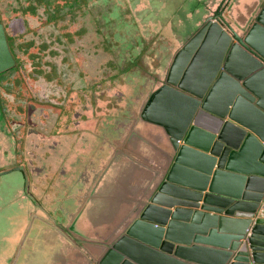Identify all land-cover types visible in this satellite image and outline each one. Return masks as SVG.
Segmentation results:
<instances>
[{"label": "water", "instance_id": "1", "mask_svg": "<svg viewBox=\"0 0 264 264\" xmlns=\"http://www.w3.org/2000/svg\"><path fill=\"white\" fill-rule=\"evenodd\" d=\"M259 2L248 17L224 16L219 4L171 51L161 83L138 112L164 133L165 165L134 202L120 234L92 258L84 254L87 264H264V218L258 216L264 207V0ZM14 65L0 23V73ZM17 172L25 177L20 167L1 170L0 177L16 183Z\"/></svg>", "mask_w": 264, "mask_h": 264}, {"label": "rangeland", "instance_id": "2", "mask_svg": "<svg viewBox=\"0 0 264 264\" xmlns=\"http://www.w3.org/2000/svg\"><path fill=\"white\" fill-rule=\"evenodd\" d=\"M168 1L171 4L179 2L178 0ZM29 2L35 4L36 0H0V20L6 24V29L10 35L13 37L16 35L13 41V47L15 46L14 51L27 72L37 75L34 79L31 78L32 76L28 77L31 78L29 84L34 86V92H38L42 96L33 99L28 98L27 101L29 103L36 105L30 109L26 108L28 112L22 117V115L16 113L14 108V101L16 99L12 98L13 95L9 94V92L15 90V87L18 85H21L23 78L19 77L18 74L15 75V69L7 71L3 75L5 79L4 85H1L0 88L4 89L7 94L9 115L16 119L22 118V123L25 122L28 125L35 126V131L45 129L48 126L46 123L54 120L53 114L48 115V117H42V113H39V110L35 108L37 105L43 106L46 108L45 112H47V108H50L51 101L48 102L47 99H44L45 95L43 94H55V91L58 90V86L52 79V75L58 76V82L70 84L67 89L60 88L61 91L69 90V93L72 95L78 94L74 101L75 104H77L79 99L81 102L90 94L93 95L91 98L96 100V104L107 105V110L103 107L106 110V116H114L111 111L116 112L118 115L119 110L123 112L119 115V121H124L125 118L133 120V115H136L134 117L138 118L139 108L147 95L156 85L160 84L170 58L169 55L173 48L179 45L181 34H186L188 30L190 31L193 23L200 17V13L195 14L193 10L192 15L194 14V16L192 19L184 17L181 14L178 15L181 20L177 19L172 22L170 20L172 14H170L163 23L151 22L148 19L142 21L143 16L140 17L137 13L144 9L148 10L150 3L145 0H136L131 5L129 1L125 0V9L128 7L126 9L129 15L128 21L130 25L136 26L135 29L137 30L133 36L134 38L138 36L136 39L140 41V44H137L135 48V53L138 55L135 57L136 61L138 62L140 58L147 59L146 62L149 64L144 66V69H141L138 68L140 65L134 61L133 70L135 72L128 74L122 70L119 62L120 56L123 55L122 49L117 54L116 48L117 46L118 48L124 46L119 45L112 38L111 33L115 32L114 28H110L102 22L103 19L100 16L102 13L98 14L96 11L94 13L88 12L91 8H94L96 3L94 0H87L85 5H82L80 12L84 11L85 14L83 16L77 10L71 12L67 6L60 8L59 4L63 3L64 0H57L49 6L46 5V9L44 5H36V11H34L32 4ZM20 5L26 7L23 11L24 13L19 11L21 10ZM190 9L191 7L186 5L182 11L186 12ZM49 14L54 15L51 20L49 19ZM125 14L126 12L120 18L122 21L126 20L124 19ZM176 25L177 27H174ZM173 29L176 30V33ZM151 40H154L153 45L156 44L154 46L151 45L146 50L143 44L146 45ZM159 42H162L165 48L154 49L153 47L157 46ZM150 51H157L158 53L167 52V59L164 63L162 61L163 64H161L163 67L159 69L156 65L157 63L159 64V61L161 62L160 53L156 56V53L153 55ZM137 70L139 71L136 72ZM128 76L131 78V85L123 89L121 85L126 82ZM116 77H119L121 80ZM119 83L121 84L119 85ZM141 83L144 84L138 90L137 86ZM55 85L56 87H54ZM25 86L27 85L25 84ZM126 90H128L126 93L122 92ZM128 92L129 96L124 97ZM51 97L52 99H57V104L62 103V97L59 98L56 95ZM116 100L120 101L117 103ZM122 101L125 103L121 104ZM57 107L60 108L59 105ZM2 122L4 124V121L1 120L0 126H2ZM11 140L9 135H7L6 143L1 144L2 136L0 135V167H9L16 163L14 155L11 154L14 149ZM29 147H23V151L28 152ZM15 175L19 178L17 186L12 187L10 190H8L9 188L0 186V217H4L7 221V226L5 225L4 230L0 233V255H11L18 240L17 227L19 223L27 219L24 235L17 246L18 250L24 239L21 244V255L18 258L17 264H70L67 261L68 258L72 260L82 258V254L78 249V251L74 250L68 244L57 240H54V242L49 241L47 238L52 237V235L45 231L42 232L41 228L36 225L39 222H33L34 215L32 214L39 209L36 207L35 201L23 189V184H26L27 178L23 176L22 172L21 174L17 172ZM103 206H109V204L105 202L102 206L98 205V216L103 217L107 215L108 209ZM54 217L56 220L62 221L66 219V214L58 211L54 212ZM32 245L35 246L36 252L31 248Z\"/></svg>", "mask_w": 264, "mask_h": 264}, {"label": "crops", "instance_id": "3", "mask_svg": "<svg viewBox=\"0 0 264 264\" xmlns=\"http://www.w3.org/2000/svg\"><path fill=\"white\" fill-rule=\"evenodd\" d=\"M259 1L199 0L197 4H200L193 8L194 13L204 7L201 6L202 3L206 7L204 12L201 10L202 15L200 14L194 23L200 24L203 19L215 12L219 4V10L224 16L228 15L226 14L228 11L235 16L243 13L244 17H248L254 8L260 6ZM182 10L184 8L172 13V16L181 14L187 18L194 16L192 11ZM158 86L159 84L152 90ZM134 116L136 115H133V120L126 121L125 131L119 135L118 124L122 121L112 122L110 119L104 124L103 121H88L84 126L83 124L79 126L81 131L78 135L75 134L78 127L69 122L63 123L61 130L65 132L62 133V137L68 152L65 153V160H62L61 174H59L61 164L49 167L52 168L50 173L54 178L57 180L61 178L57 181L59 187L45 190L46 188L38 189L33 186L31 189L37 198L44 200L46 205L48 203L49 209L59 210L68 216L65 224L73 229L75 245L48 226L38 227L42 232L52 235L47 238L49 241L64 242L72 249L80 251L82 258L78 260L68 258L70 264H87L84 254L93 256L100 246L103 247L120 234L132 219L134 202L141 197L148 182L165 165L163 161L165 136L161 128ZM105 202L109 204L103 206L108 209V213L103 217L98 216V205L102 206ZM26 226L27 219L19 223L15 248L11 255H6L8 260L4 256L0 259V264H8L12 259ZM31 248L36 252L34 245Z\"/></svg>", "mask_w": 264, "mask_h": 264}, {"label": "flooded vegetation", "instance_id": "4", "mask_svg": "<svg viewBox=\"0 0 264 264\" xmlns=\"http://www.w3.org/2000/svg\"><path fill=\"white\" fill-rule=\"evenodd\" d=\"M34 1V0H33ZM57 0H36L35 4H32V7L34 9V11H36V5H44L45 9H46V5L49 6L52 3L56 2ZM61 1V0H58ZM87 0H64L63 3L59 4L60 8L61 7H65L67 6L71 12L77 10L79 11V13L81 14V16H83L85 13L80 12L82 10V5H85ZM124 1L125 0H94L95 5L94 8H91L88 12L89 13H94V11H96L98 14L102 13L100 16L102 17L104 24L106 26H109L110 28H114L115 32H112V38L119 44V45H123L124 47L121 48H116L117 50V54L121 51L122 49V56H120V65L122 67V70L127 72L128 74H133L135 72V70H133V63L134 61H136V58L138 55L137 53H135V48L137 47V44H140V41L138 39H136L138 36H133V34L137 31L132 24L130 25L129 20V15L127 13V8L125 9L124 6ZM130 2L131 5L134 4V2L136 0H127ZM147 2L150 3V7L148 10H141L140 12H138V16H143L142 17V21H145L146 19L150 20L151 22H158V23H163L164 21L167 20L168 15L184 8L186 5L190 6L191 9L190 11L193 12V8L197 4L199 0H178L179 2L177 4L174 3H170V1L168 0H145ZM173 1V0H171ZM182 1V2H181ZM39 2V4H38ZM187 2H189V4H187ZM28 3V4H29ZM193 3V4H191ZM205 3V2H204ZM27 4V5H28ZM29 4V5H30ZM28 5V6H29ZM130 5V6H131ZM193 5V6H192ZM58 6V7H59ZM201 6H204L203 8H201L202 12L205 11V7L206 5H203V3L201 4ZM21 10H19L21 13H24L23 11L26 9L25 6L20 5ZM68 9V10H69ZM17 10V12H19ZM156 11H158L156 13ZM125 14L124 19H126L124 22L122 21V16ZM201 12V13H202ZM200 13V14H201ZM96 14V13H95ZM54 17L53 14H49V19L51 20ZM193 18V16H192ZM189 18V19H192ZM177 19L181 18L177 15V16H171L170 20L173 22ZM114 21V22H112ZM204 21V19H203ZM203 21H201L200 23H202ZM98 22V19H97ZM129 22V23H127ZM0 23L3 25L6 36H7V42H8V46L11 50V53L13 54V52L15 54H13L14 58H15V65L14 67L10 68L9 70H6L4 72L0 73V86L4 85V73H6L7 71L16 70V74H18L19 77L23 78L21 85H18L17 87H15V90H11L9 92V94L13 95L12 98H15L16 100L14 101V108L17 114L22 115V117H24L27 114V110L26 108H33L34 103H29L27 100L28 98L33 99V98H39L38 92H34V86H31L29 84V80L32 78H36V74L27 72L26 68L24 65H21L22 62L19 60L18 56L16 55V52L14 51V47H13V41L16 35H14V37L12 35H10L8 33V30L6 29V24H4V22L2 20H0ZM125 23V24H123ZM182 23V22H181ZM110 24V25H109ZM121 27H120V26ZM174 27H177L174 26ZM195 28V27H194ZM193 28V26L190 28L191 32L188 30L184 36H182L180 38V43H182L183 40H185L186 38L189 37L190 34H192L195 29ZM173 31L176 33V30L173 29ZM146 42V40H145ZM154 40H151L150 42H148L146 45L143 44V42H141V44H143V47L147 50L148 48L151 47V45H153ZM179 43V44H180ZM106 44H108L106 42ZM156 44V43H155ZM154 44V45H155ZM153 45V46H154ZM154 49H161V48H165V46L163 45L162 42L157 43V46L153 47ZM119 49V50H118ZM151 52V51H150ZM154 52V53H153ZM153 55L156 53V56L160 53V59L161 62L159 61V64L157 63V67L160 69V67H163L161 64L164 63V61H166L167 59V52H157V51H152L151 52ZM147 55V53H146ZM146 55H145V59H146ZM149 56V55H147ZM147 60V59H146ZM146 60L144 59H139V61L137 62L138 65H140V67L138 68H145L144 66L149 65L148 62H146ZM163 61V63H162ZM140 70V69H139ZM139 70H137L136 72H138ZM32 76V77H31ZM44 76V75H43ZM52 79L55 81V84L58 86V90H56L55 94L53 93H48V94H43L45 95L44 99H47L48 102L51 101V105L50 108H47V112L46 108H44L43 106H35V108H37V110H39V113H42V117H48V115H54V120L53 121H49L46 123V125L48 124V126H46L45 129H40L35 131L34 127L35 126H31L30 124L28 125L25 122H21V119H16L13 118L12 116L9 115L8 110H9V103L7 102V94L4 91V89L0 88V121H4V124L2 122V126H0V135L2 136V142L6 143L7 141V135H9V137L12 139V145L14 146V149L12 150V153L14 155V161H16V163L13 166H2L0 167V172L1 170H5L7 168H12V167H20L23 169L24 173H25V177L27 178L26 180V184H25V189L27 191V193H29L34 199H35V204L36 207L39 209L35 212H33L32 215H34V220L33 222H39L36 225H45L50 227L55 233L57 234H63L65 236H67L69 238V241H71V243L75 245V240L73 239V229L70 228L71 226L68 224H65V222L68 220V216L66 215V219L59 221L56 220L54 217V212H58L54 211L52 208H48V203L46 205L45 201L42 199L37 198L36 195L33 194L32 192V188L34 187H38V189H42V188H46L45 190H51V188H56L59 187V184L57 183V181L61 178H54L51 173L50 170L52 168L49 169V167H52L54 164H58L61 167H59V174H61V168H62V160H65L64 156L65 153L68 152L66 144H65V140H63L62 137V133L65 132L64 130H61V126L62 124L65 122H69L72 123L76 128L78 127V130L75 129V131H77L75 134L78 135V133L81 131L79 130V126L81 127L82 124L84 126L85 122L88 121H103L102 124L106 123V121L112 119V122H118L119 119V115L120 113H123L122 111L118 110V115L116 114V112H111L112 114H114V116H106V110H107V105L106 104H96V100H93L91 97L93 95L88 94L87 97L86 95H84L86 98H84L81 102L80 99L77 101V104H75V100L77 95H72L70 94L69 90L67 91H61L60 88H66L70 86L69 83L63 84L61 82H58L59 80L57 79L58 76L56 75H52ZM31 77V78H28ZM55 77V78H54ZM131 77V76H130ZM117 79H120L119 77H116ZM131 78L126 79V82L121 85V87H123V89L128 88L131 85ZM121 80V79H120ZM58 83V84H57ZM122 83V81H121ZM119 83V85L121 84ZM161 83V82H160ZM25 84L27 86H25ZM144 84L141 83L139 84V86H137V89H141L140 86ZM56 85L54 87H56ZM24 86V88H23ZM134 89V88H133ZM128 90L126 91H122L123 93H126ZM135 91V90H134ZM8 94V95H9ZM59 96V98L62 97V103L61 104H57L58 101L57 99H52L51 96ZM83 96V95H82ZM129 96V92L127 94L124 95V97ZM118 97H122V96H118ZM132 97V96H131ZM134 97V96H133ZM30 101V100H29ZM53 101V103H52ZM57 101V102H55ZM98 101V100H97ZM120 100H117V103ZM29 104H28V103ZM102 102V100H101ZM125 102L122 101L121 104H124ZM57 105H59L60 108L57 107ZM124 106H128V105H124ZM122 106V107H124ZM103 107L106 108L103 109ZM28 109V110H29ZM19 112H18V111ZM105 110V111H104ZM104 111V112H103ZM30 117V114H29ZM15 119V120H14ZM128 120V118H125L124 121H122V123L118 124L119 129L117 130L118 135L119 133L123 132V130L126 128V121ZM44 123V122H42ZM37 125V124H35ZM107 125V124H106ZM108 131V129H104V131ZM122 130V131H121ZM67 131V130H66ZM30 146L28 148V152L27 151H23V147H27ZM21 157V158H20ZM24 159V160H23ZM41 165V166H39ZM6 177V176H5ZM15 177H17L15 175ZM18 178V177H17ZM16 178V179H17ZM19 179V178H18ZM17 179V180H18ZM5 179L0 177V186L4 187V188H9L8 190H10L12 187L17 186L16 184L19 182V180L16 183L10 182V183H5L4 181ZM9 184V185H8ZM19 185V184H18ZM9 186V187H7ZM27 186V188H26ZM20 188V187H18ZM32 192V193H31ZM52 206V205H51ZM1 213V212H0ZM3 213V212H2ZM4 218V217H3ZM6 220L2 219L0 217V233L4 230L5 225H6ZM7 226V225H6ZM60 232V233H59ZM29 236V235H28ZM27 236V237H28ZM72 238V239H70ZM27 239V238H26ZM68 241V242H69ZM17 252V249L15 251V254ZM15 254L13 255V257H11V264L13 262V259L15 257ZM21 255V251L19 253L18 258H20ZM6 257V255H4V258ZM3 258V255H0V259ZM7 258V257H6ZM91 258V257H90ZM8 260V258L6 259ZM19 259H17L16 263L18 262ZM10 264V261H9Z\"/></svg>", "mask_w": 264, "mask_h": 264}, {"label": "built area", "instance_id": "5", "mask_svg": "<svg viewBox=\"0 0 264 264\" xmlns=\"http://www.w3.org/2000/svg\"><path fill=\"white\" fill-rule=\"evenodd\" d=\"M258 216L264 218V207H261L258 211Z\"/></svg>", "mask_w": 264, "mask_h": 264}, {"label": "trees", "instance_id": "6", "mask_svg": "<svg viewBox=\"0 0 264 264\" xmlns=\"http://www.w3.org/2000/svg\"><path fill=\"white\" fill-rule=\"evenodd\" d=\"M13 54H15V53L13 52Z\"/></svg>", "mask_w": 264, "mask_h": 264}]
</instances>
